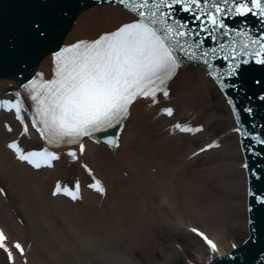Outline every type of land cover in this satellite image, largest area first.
I'll return each instance as SVG.
<instances>
[{"label":"bare ground","instance_id":"bare-ground-1","mask_svg":"<svg viewBox=\"0 0 264 264\" xmlns=\"http://www.w3.org/2000/svg\"><path fill=\"white\" fill-rule=\"evenodd\" d=\"M72 17L66 43L96 38L133 19L122 6L102 1ZM51 57L37 61L44 79L51 74ZM15 88L0 96L14 95ZM171 93L159 104L141 100L133 107L115 136L119 147L85 137L83 151L77 149L80 160L63 146L58 160L39 169L8 146L13 138L26 152L42 145L29 114L25 132L12 111L0 112V229L10 247L19 242L27 249L22 259L13 247L15 264H211L247 242V160L227 94L202 64L182 66ZM167 106L174 115L161 112ZM177 123L203 130L174 131ZM94 179L107 194L89 186ZM56 180L79 183L82 199L63 191L53 195ZM194 227L216 241L219 251L213 254L187 230ZM0 264H12L1 247Z\"/></svg>","mask_w":264,"mask_h":264},{"label":"snow or ice","instance_id":"snow-or-ice-1","mask_svg":"<svg viewBox=\"0 0 264 264\" xmlns=\"http://www.w3.org/2000/svg\"><path fill=\"white\" fill-rule=\"evenodd\" d=\"M122 2L135 14L132 22L124 23L99 39L82 40L65 46L62 51L55 53V78L41 79L39 82L34 80L30 87L25 86L26 91L33 93L31 99L36 103L31 122L51 147L26 152L19 142L14 141L10 147L21 160L38 169L51 165L60 158L57 151L51 150L52 147H82L85 137H95L97 132H107L126 124L133 107L141 100L159 104L162 96L170 98L171 84L178 77L183 64L179 52L190 59L202 60L205 64H212L213 60L221 58L232 61L225 69L229 78L239 76L240 67L245 63L264 65V37L255 38L250 31L232 29L224 19L225 16L248 17L250 14L264 18V0H207V7L204 0ZM178 6L198 22V27L192 28L190 22L176 18L174 12ZM214 32L227 36H232L234 32L236 39L227 45L221 44L219 48L205 49V37L201 33L211 36ZM209 74L221 88L227 87L224 74L217 71L215 66L209 70ZM5 105L25 122L27 132L25 113L30 105H25L23 98L0 101V108ZM174 112L172 107L163 109V113L169 116L174 115ZM173 130L196 133L203 129L177 123ZM236 131L240 132V129ZM109 143L113 147L120 146L116 137H110ZM261 143L264 144V139H261ZM71 155L76 160L81 159L76 150H72ZM84 167L93 173L87 164ZM89 186L107 194V188L99 179ZM80 189L79 183L75 186L61 184L57 186L56 194L60 195L63 191L74 200H80L82 197L77 195ZM196 231L210 246L213 254L219 251L216 241L203 231ZM242 242L237 241L234 246L239 247ZM10 244V238L0 229V247L8 252L12 264L16 261L13 247L22 259L27 257L24 245L17 242L10 247Z\"/></svg>","mask_w":264,"mask_h":264},{"label":"water","instance_id":"water-1","mask_svg":"<svg viewBox=\"0 0 264 264\" xmlns=\"http://www.w3.org/2000/svg\"><path fill=\"white\" fill-rule=\"evenodd\" d=\"M85 1L0 0V84L8 82L18 72L25 74L31 70L36 65L32 61L34 47L38 46L37 52L44 50L47 40L61 33L63 25L78 10V5ZM174 14L177 19L190 15L179 6ZM224 19L232 29L250 31L255 38L264 37V25L260 16L250 14L236 19L225 16ZM189 21L190 17L186 22ZM36 25L40 27L37 28ZM50 36L52 38H48ZM229 40H232L231 36L214 32L210 38L205 37L204 48H219L221 44H229ZM220 55L223 56L222 53ZM231 63L232 61L222 58L215 59L212 67L214 65L217 71L224 74L227 87L223 89L239 121L247 160L251 219L247 242L240 249L211 264H264V144L261 143V139H264V65L245 63L240 67L239 76L229 78L225 69ZM8 88L10 86L6 85L4 91Z\"/></svg>","mask_w":264,"mask_h":264},{"label":"rangeland","instance_id":"rangeland-1","mask_svg":"<svg viewBox=\"0 0 264 264\" xmlns=\"http://www.w3.org/2000/svg\"><path fill=\"white\" fill-rule=\"evenodd\" d=\"M162 239H163V240H162L163 242H166V241L168 240V239L165 237V235L162 236ZM190 252H191V251L189 250L187 254L192 255V252H191V253H190ZM158 254H159V253H157V255H158ZM158 256L160 257V255H158Z\"/></svg>","mask_w":264,"mask_h":264}]
</instances>
